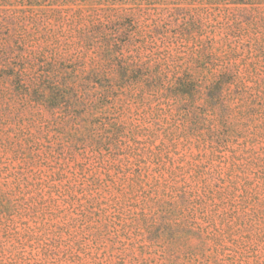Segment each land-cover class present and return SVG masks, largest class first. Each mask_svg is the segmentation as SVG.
I'll use <instances>...</instances> for the list:
<instances>
[{
	"label": "rangeland",
	"instance_id": "1",
	"mask_svg": "<svg viewBox=\"0 0 264 264\" xmlns=\"http://www.w3.org/2000/svg\"><path fill=\"white\" fill-rule=\"evenodd\" d=\"M243 1L0 0V264H264V2ZM118 63L143 78L105 98L87 78ZM57 86L80 107L37 101Z\"/></svg>",
	"mask_w": 264,
	"mask_h": 264
},
{
	"label": "trees",
	"instance_id": "2",
	"mask_svg": "<svg viewBox=\"0 0 264 264\" xmlns=\"http://www.w3.org/2000/svg\"><path fill=\"white\" fill-rule=\"evenodd\" d=\"M240 2H244L243 0H239ZM259 2H264V0H258ZM102 31V30H97ZM104 40V54L105 57H109L110 59H117L118 55L116 53V48L114 42H112V39L110 37H107L106 35L103 38ZM119 70H118V77L117 78H104L102 82H97L94 80V76L90 74L89 78H87L88 83L96 82L99 84V87L102 88V96L108 97L110 94L114 92V84L115 82H119V85L122 86L128 79H135L140 80L143 78V74L141 73V70L138 68H133L128 64L124 63H118ZM51 74V72H50ZM98 75V74H97ZM72 84V83H71ZM68 85V84H67ZM66 85V87H68ZM89 85V84H87ZM74 86V85H73ZM173 91H170L174 93L175 95H183V96H191L196 92V86L191 82H179L174 84ZM71 91H68L65 89L62 90V87H55V88H48L45 89L43 94L38 93V99L39 102H47L50 104L51 107H57L61 105L63 102H66L68 104V108L72 110H76V108H79L82 102L77 99V89L75 87L70 88ZM86 91L90 92V88L88 86L86 87ZM77 92V93H76ZM220 94V87L217 84H212L210 90L208 91V96L211 102L215 101V99L218 98ZM223 111L225 112V107L223 108ZM108 129V126L107 128ZM119 126H114L113 130L111 132V135L109 136L111 140H114L116 138L117 134L120 132ZM99 142H102V140H99ZM98 142V143H99Z\"/></svg>",
	"mask_w": 264,
	"mask_h": 264
}]
</instances>
